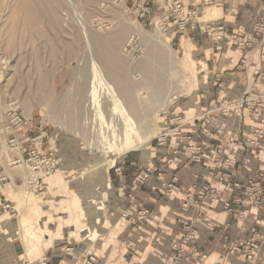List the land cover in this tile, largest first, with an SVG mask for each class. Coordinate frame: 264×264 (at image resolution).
Listing matches in <instances>:
<instances>
[{
	"label": "rangeland",
	"instance_id": "obj_1",
	"mask_svg": "<svg viewBox=\"0 0 264 264\" xmlns=\"http://www.w3.org/2000/svg\"><path fill=\"white\" fill-rule=\"evenodd\" d=\"M164 1L166 0H160L158 4L145 2L144 6L140 8L139 5L134 7L132 4L125 3V0H99L96 1V5L99 8L96 6L97 8L89 10L91 8L88 9L86 6L87 2H83V4L81 0H60L58 7L63 8H57L56 10L57 14H59L58 19H60L57 26L54 25L52 20L37 23L31 26L32 29L19 26L15 37L17 47L14 55H0V191L3 194L0 200V215L3 216L0 218V264H28L41 256V252H38L36 256L29 255L32 249L31 245L35 241L26 232V226H23L22 220H29L33 226L30 230L38 235L35 229V227H39V211L37 210L36 212L39 194V191H37L38 182L54 173L45 175L43 173L44 170L34 169V167L40 165L35 163L38 160L37 158L30 157L31 142L29 139L32 137L28 139L29 146L26 150L29 151L28 153L25 152L26 155L21 153V150L25 148H20L18 145L16 147L9 145L8 139L12 135L3 128L2 121L4 118V107L11 99L17 101L23 116L32 114L34 118L41 120L42 125L36 124L35 126L31 119L24 116L30 121V127L26 131H30L34 127L38 128L39 133L33 137H41V145L40 147L37 146L39 153L41 155H49L51 153L58 166L60 163L64 166L66 164L65 172L61 174L60 178L64 181L72 178L75 184V193H73V198L67 203V208L75 210L79 207L77 215L81 216L75 218V220L71 219V223L80 220L79 222L83 223L84 227L78 229V233L82 231L81 235L75 239L72 238L71 241L73 243L76 241L81 248H85L84 252L89 254L88 258L93 257L94 261L91 264H99L100 260L102 261L105 244L111 247L117 245L116 233L113 231L115 223L113 227L109 224L108 216H110V211L107 209L108 200L112 193L109 180L111 167L127 155L145 157V162L147 158L154 156L155 152H157L155 155L160 153L159 150L152 149V147L156 146L155 138L165 130L166 125H168V118L174 116L175 111H180L179 106L194 96L193 91L199 85V72L206 69V63H210L208 55H200L199 51L184 55L178 53L177 49L171 46L170 41L169 49L162 46L161 48L157 47L165 39H170L169 33H162L161 30L165 24L170 22L168 20L170 16L175 17V13L170 12L169 6L166 7L167 5ZM145 7L147 8L146 11H144ZM14 10H16L15 0H0V50L2 51L6 46L5 32L11 24V18L15 13ZM80 21H84L83 23L86 24L90 35H93L94 38L100 37L99 40L102 42L103 50H107V54L111 55L112 58L108 57L109 54L106 55L105 62L118 72L123 70L129 80L136 82L134 77L138 75L137 73L143 76L141 71L144 72L143 66L147 65L149 68L152 66L153 70L157 69L156 71H158L159 69L165 73L164 76L167 82L165 81L163 92L157 93L148 102V110L151 111L146 116V120H148L146 124L142 121V125L137 128L130 118H124L123 116L120 118L119 110L114 106L113 100H111L112 95L108 92V86L102 80L107 73L103 68L100 70V61L97 60L95 55H78L72 59L61 58L59 63L54 66L50 63L52 61L50 57L43 54L47 46L46 40L41 36L43 32L61 37L68 29L79 30ZM31 30L37 33L36 38L33 40L30 38ZM39 49L42 53L39 52ZM20 50L26 55H18ZM157 57L162 60H158ZM156 59L158 63H156ZM4 61L6 62L5 64L3 63ZM115 64L117 65L116 68ZM83 68L85 70H82ZM16 69L20 71L21 77L26 82V86L22 88L19 92L20 94L14 93L12 89ZM44 69L47 71L44 72ZM130 73L133 74V77ZM41 80L42 83H40ZM83 80L87 81L84 82ZM138 86L140 92L149 90L146 86H143V82H140ZM77 92H81L80 95ZM89 95L91 96L90 98ZM106 98L108 99V107L106 108L107 112H104L98 107L97 101L98 99L102 101ZM91 103H94L96 107L91 109L89 106V104L92 106ZM184 108L185 110L182 111L185 112L187 108L191 107L186 106ZM200 111V107H198L195 115L197 116ZM63 113L65 114L63 115ZM76 116L77 119L75 118ZM187 117L192 118L194 116L187 114ZM75 123H78V125L75 126ZM160 123L164 124L163 129L159 128ZM18 133H22V131ZM43 137L48 142H55L57 145V147L55 145L56 149L52 148L46 153L41 152V148L45 143V140L43 142ZM48 146L51 147L50 142ZM58 146H61L65 153L60 152ZM146 148L149 150V156H144L143 150ZM122 149H126V151ZM120 150L124 153H120ZM118 152L120 153L119 155ZM74 154L76 155V160L69 157ZM111 155H116V159L112 164L109 163ZM16 157L21 162L13 164V159H16ZM85 165L87 166L84 167ZM75 167H84L87 172L85 177H80ZM93 173L98 174L100 180H102L101 187L93 183L91 176ZM36 178L38 180L30 185ZM119 227H123L122 224L117 226L116 229H119ZM42 236V241L45 242L44 233H42ZM71 253L73 254V252ZM112 256L113 254H110L111 258ZM73 257H75L73 264H78L79 255L73 254ZM139 258L140 256H138Z\"/></svg>",
	"mask_w": 264,
	"mask_h": 264
},
{
	"label": "crops",
	"instance_id": "obj_2",
	"mask_svg": "<svg viewBox=\"0 0 264 264\" xmlns=\"http://www.w3.org/2000/svg\"><path fill=\"white\" fill-rule=\"evenodd\" d=\"M173 1H164L166 7L169 6L170 12H173ZM211 1L212 4L204 5L203 0H179L184 11H196L195 24L187 21L185 27L180 29L175 25V17L172 16L168 19L170 22L166 24L171 46L175 47L178 53L184 55L199 51L200 55H208L210 61L209 64L206 63V69L199 72V85L193 91L194 96L184 101L179 106L180 111H175V115L167 120L169 123L171 119L181 117L184 123L180 131L192 136L193 145L204 139L200 133L204 124L198 121L203 110L212 109L223 99L241 96L249 90L247 77L242 69V57L246 55L250 59V64L259 66L264 72V46L251 52L240 51L226 41L215 43L199 28V25L202 27L204 24L213 23L223 25L228 33L248 30L253 17L258 13H264V0ZM145 2L158 4L160 0H125V3L134 7ZM186 106H190L193 112H185L194 117H187L182 111ZM198 107L201 111L196 116ZM25 117L31 119L35 126L42 125L41 120H37L32 114ZM252 124L251 115L244 112L241 139L248 135ZM38 133V128L34 127L30 131L15 134L18 146L28 148V139ZM43 138L44 142L45 137ZM49 142L51 147L48 146ZM49 142L45 140V147L42 146L41 152L46 153L52 148L56 149L55 142ZM58 147L60 152L65 153L61 146ZM213 147L220 152L222 149L227 150L225 140L222 138L217 139ZM158 150L160 153L147 158L145 162L142 156L127 155L111 167L109 180L112 193L107 209L110 211L109 224L113 227L115 223L113 231L116 233L117 245L114 247L104 245V256L99 264H163L167 256L172 253V239H175L185 250V257L179 264H248L244 255H228L226 250L229 244L239 240L264 241V218L258 216L261 210L248 211L239 204H233V213L243 214L240 220L235 218L233 213L210 203L205 207L209 212V227L206 228L205 223H200L195 241L191 244L185 243L182 240L184 227L189 223V218L193 221L197 218L198 209L193 207L188 213H182L179 206L187 196L194 200L198 198L197 188L202 186L201 171L205 170L206 165L183 159L175 162L172 149L168 145ZM242 153V147L236 146L231 150L228 158L237 160ZM69 157L76 160L75 154ZM66 167V164L64 166L60 163L52 174L54 176L51 175L38 182L36 212L39 211V226L44 231V239L50 240V243L37 260L28 264H73L75 261L73 254L79 255L78 264H87L89 254L84 252L85 248H81L76 241L74 243L71 241L72 238L80 236L77 232L84 227V224H81L80 220L71 223V219L75 220L81 215H77L79 207L75 210L67 208V203L75 193V184L72 178L67 181L60 178ZM257 167H264V155L257 150L246 149L242 160L233 167V175H239L235 180L242 182L245 178L255 179ZM145 169L152 171L149 179L144 185L133 187L134 178ZM173 178H176L178 187L174 200L164 195L165 187L173 185ZM1 196L3 194L0 191V200ZM131 197L134 199L131 200ZM224 198L227 201L234 199L227 193L224 194ZM134 204L149 209L150 215L135 224L128 223L126 218L122 222L123 227L116 229V222L121 215L134 217L139 211ZM196 253L203 258L193 257ZM110 254H113L112 258ZM253 264H264V242Z\"/></svg>",
	"mask_w": 264,
	"mask_h": 264
},
{
	"label": "built area",
	"instance_id": "obj_3",
	"mask_svg": "<svg viewBox=\"0 0 264 264\" xmlns=\"http://www.w3.org/2000/svg\"><path fill=\"white\" fill-rule=\"evenodd\" d=\"M203 4L210 5L212 1L203 0ZM143 6L144 3L139 5L140 8ZM173 8L175 13L174 22L178 28H184L187 21L195 24L196 11H184L179 0L173 1ZM146 10L145 7L144 11ZM199 28L209 35L215 43L226 41L240 51L251 52L264 46V13H258L253 17L248 30H235L228 33L223 25L213 23L204 24L202 27L199 25ZM161 32H168L166 24ZM249 60L246 55L241 59L249 90L241 96L223 99L216 107L205 109L200 113L198 121L204 124L200 129V133L204 137L201 142L193 145L192 136L183 134L180 131V127L184 123L181 117L171 119L165 127L167 131L164 130L155 138L156 146L152 149L158 150L165 145L170 146L175 162L183 159L206 165L205 170L201 171L202 186L197 188L198 198L194 200L192 197L187 196L179 206L182 213H188L189 209L193 207L198 209L196 211L197 218L194 221L189 218V223L184 227L182 240L187 244L195 241L200 223H205L206 228L209 227V212L205 207L210 203L220 206L229 213H233V204H239L248 211L260 209L261 212L258 213V216L264 218V167L255 168L257 174L255 179L245 178L242 182H237L235 177L239 175H233V167L242 160L246 149H254L264 155V72L259 66L250 64ZM244 112L251 115L253 124L249 127L248 135L241 139ZM2 122L3 128L12 135L8 139L9 145L16 147L18 141L15 134L20 131L24 132L30 127L29 119L21 114V108L16 100L11 99L7 102L4 107ZM219 138L225 140L226 151L222 149L220 152L213 147V144ZM29 140L31 142V149L28 150L30 157L37 158L38 160L35 163L40 165L34 167V169L44 170L45 175H51L59 167L53 155L51 153L49 155L39 153L37 146L40 147L42 142L40 136L32 137ZM236 146L242 147L243 153L240 158L233 161L228 156ZM28 151L26 148L23 149V153H28ZM223 158L224 160H222ZM151 173L152 171L148 169L141 170L134 178L133 187L144 185ZM37 180L38 178L30 185ZM172 183L173 185L170 184L165 187L164 195L174 200L178 190L176 178H173ZM225 193L233 196L234 199L227 201L224 198ZM130 199L134 198L131 197ZM134 206L139 208L136 215L134 217L121 215L116 222V227L120 224L123 226L122 222L126 218L128 223L135 224L145 220L150 215L149 209L142 208L140 204H134ZM233 216L242 220L243 214L233 213ZM263 242L258 239L239 240L234 244H229L226 251L228 255H244L247 263L253 264L263 246ZM171 247L172 253L167 256L163 264H179L185 257L184 248L175 239L171 240ZM196 256L203 258L197 253L193 257ZM93 261V257H89L87 264H91Z\"/></svg>",
	"mask_w": 264,
	"mask_h": 264
},
{
	"label": "bare ground",
	"instance_id": "obj_4",
	"mask_svg": "<svg viewBox=\"0 0 264 264\" xmlns=\"http://www.w3.org/2000/svg\"><path fill=\"white\" fill-rule=\"evenodd\" d=\"M99 0H81V2H87L86 6L91 9H95L98 6L96 5L97 2ZM60 2V0H15V13L13 15V17L11 18V24L8 27V29L5 32V38H6V46L5 48L2 50H0V55H14L15 51H16V44H15V37L17 35V28L20 26H25V27H29V29L31 28V26L37 24V23H44L46 20H52V22L54 23L55 26H57L59 24V20L58 19V15L56 10L57 8H63V7H58V3ZM64 3V1H63ZM71 3V2H70ZM102 3V2H101ZM84 4V3H83ZM99 5V4H98ZM61 6V5H60ZM97 6V7H96ZM101 6V5H100ZM11 7V6H10ZM99 8V7H98ZM14 9V7H13ZM85 9V8H84ZM114 10V9H113ZM59 11V10H58ZM61 11V10H60ZM95 11V10H94ZM94 11H92L94 13ZM97 11V10H96ZM115 11V10H114ZM12 12V11H11ZM91 12V11H90ZM60 13V12H58ZM89 13V12H88ZM96 13V12H95ZM112 13V12H111ZM117 13V12H116ZM92 14V13H91ZM99 14V13H98ZM12 16V15H11ZM79 18V17H78ZM62 19V18H61ZM97 19V18H96ZM81 20V19H80ZM85 20V19H84ZM109 20V19H108ZM5 21V20H4ZM44 21V22H43ZM62 21V20H61ZM84 22V21H83ZM82 21L79 22V30H74V29H68V31H65V33L61 36V37H57L56 35L50 34V33H46L43 32L41 36L44 37V39L46 40V50L44 51L46 54L50 57V59L52 60L50 63H52L54 66L57 65L59 63V60L61 58H76L78 55H95V57L97 58V60L100 61V70H105L106 71V77L103 76L102 80L103 82L108 86V92H110L112 95V99L114 106L119 110V116L120 118H122V116L128 117L130 118L131 122H133V124L139 128V126H141V122L143 121L144 124H146V122H148V120H146V116L150 113L151 110H148L149 105L148 102L149 100H151V98H154L155 95L158 93L163 92V88H164V84L166 81L165 78V73H163L162 71H160L158 69V71L153 70L151 67V69L147 66H143V71H141V73H143V76H140L139 73L140 71H137L135 73H137L138 75H136L134 77V80L136 82H133L131 80L128 79V77H126L125 72L122 70L120 72L116 71L114 68V70L110 67V64H108L107 62H105V59L107 58L106 55L107 54V50H103L102 48V42L99 40V38H94L93 35H90L88 33V28L86 27V24L83 23ZM99 25V24H98ZM45 26V25H44ZM74 28V27H73ZM32 29V28H31ZM58 31V30H57ZM92 31V30H91ZM95 32V31H94ZM29 34V33H28ZM36 32H34L33 30L30 31V38L33 40L36 38ZM96 34V33H95ZM100 34V33H99ZM102 35V34H100ZM104 36V35H102ZM118 37V36H116ZM113 38V37H112ZM102 40V39H101ZM120 40V38H119ZM103 41V40H102ZM113 41V39H112ZM116 41H118L116 39ZM33 42V41H32ZM42 42V41H41ZM107 42V40H106ZM105 42V43H106ZM44 43V42H43ZM119 43V42H118ZM129 43V41H128ZM112 44V42H111ZM116 44V42H115ZM114 44V45H115ZM39 45V44H38ZM118 45V44H117ZM106 46V45H105ZM110 46V45H109ZM155 46V45H154ZM164 47L166 49H169L170 45H169V40L165 39L163 41V43L161 45H157L158 48ZM39 47V46H38ZM45 48V47H44ZM43 48V49H44ZM108 48V47H107ZM114 48V46H113ZM116 48V46H115ZM111 49V48H110ZM109 49V51H111ZM117 49V48H116ZM40 50V49H39ZM115 50V49H113ZM154 51V50H153ZM40 53L41 50L39 51ZM160 52V51H159ZM18 53V52H17ZM37 53V52H36ZM28 54V53H27ZM158 54V53H157ZM160 54V53H159ZM18 55H26V53H23L22 50H20ZM29 55V54H28ZM34 55V54H33ZM42 55V54H41ZM114 56V55H113ZM158 56V55H157ZM108 57H111V55L109 54ZM187 57V55H186ZM79 58V57H78ZM83 58V57H82ZM112 58V57H111ZM109 58V59H111ZM156 58V57H154ZM158 58V57H157ZM160 58V57H159ZM158 60H162L159 59ZM70 59V60H71ZM117 59H118V54H117ZM150 59V58H149ZM153 59V57H152ZM66 60V59H65ZM108 60V59H107ZM114 60V59H111ZM148 60V59H147ZM122 61V60H121ZM154 61V60H153ZM157 61V59H156ZM118 62V61H116ZM4 64L6 63L5 61L3 62ZM84 63V61H83ZM86 63H88L86 61ZM110 63V62H109ZM122 63V62H120ZM119 63V64H120ZM145 64V62H143ZM148 63V62H147ZM152 63V62H151ZM158 63V61L156 62ZM154 63V64H156ZM161 63V62H160ZM142 64V63H141ZM141 64H137V65H141ZM152 64V65H154ZM82 65V64H81ZM113 65V62H112ZM123 65V64H122ZM121 65V66H122ZM136 65V66H137ZM151 65V64H150ZM164 65V64H163ZM85 66V65H82ZM90 66V65H87ZM116 64H115V68H116ZM38 67V66H37ZM163 67V66H162ZM40 68V67H39ZM55 68V67H54ZM118 68V67H117ZM165 68V67H164ZM49 69V68H48ZM88 69V68H87ZM135 69V68H134ZM162 69V68H161ZM38 70V69H37ZM50 70V69H49ZM82 70H85L84 68ZM81 70V72H82ZM120 70V69H119ZM44 72L47 71L46 69L43 70ZM129 71V70H128ZM136 71V70H135ZM87 72V71H86ZM91 72V70H90ZM130 72V71H129ZM88 73V72H87ZM92 73V72H91ZM103 73L105 74V72L103 71ZM128 73V72H127ZM132 73V72H131ZM130 73V74H131ZM41 74V73H40ZM80 74V73H79ZM89 74V73H88ZM87 74V75H88ZM44 75V74H43ZM78 75V74H77ZM81 75V74H80ZM83 75V74H82ZM86 75V74H85ZM133 77V74H131ZM87 77V76H86ZM131 77V78H132ZM90 78V77H89ZM77 79V78H76ZM92 79V78H91ZM142 79V80H141ZM6 80V79H5ZM44 80V79H42ZM42 80L40 81V83H42ZM4 81V80H3ZM76 81V80H75ZM84 81V80H83ZM87 81V80H86ZM84 81V82H86ZM143 82V86L147 87L149 90L145 91V92H140L139 90V83ZM167 82V81H166ZM13 84V91L14 93L18 94L23 87L26 86V82L23 79V77H21V73L19 70L16 69L15 71V77H14V81L12 82ZM76 83V82H75ZM78 83V82H77ZM48 84V83H47ZM76 85V84H75ZM41 86V85H40ZM48 86V85H47ZM87 86V85H86ZM84 86V87H86ZM42 87V86H41ZM77 87V85H76ZM79 87V86H78ZM43 88V87H42ZM80 88V87H79ZM89 88V87H87ZM4 89V88H3ZM41 89V88H40ZM73 89V88H72ZM76 89V88H75ZM85 89V88H83ZM91 89V88H90ZM104 89V88H103ZM5 90V89H4ZM43 90V89H42ZM69 90V89H68ZM78 90V89H77ZM145 90V89H144ZM81 91V90H80ZM83 91V90H82ZM87 92V91H86ZM45 93V91H44ZM48 93V92H47ZM50 93V91H49ZM78 93V92H77ZM81 93V92H80ZM80 93H78V95H80ZM20 94V93H19ZM90 94V93H89ZM69 95V94H68ZM77 95V96H78ZM91 95V94H90ZM89 95V98L91 97ZM70 96V95H69ZM67 96V97H69ZM88 96V95H87ZM80 97V96H79ZM77 97V98H79ZM38 98V97H37ZM72 98V97H71ZM76 98V99H77ZM88 98V100H89ZM102 98V97H101ZM43 99V98H42ZM51 99V98H50ZM85 99V98H84ZM87 99V98H86ZM35 100V99H34ZM49 100V99H48ZM87 100V101H88ZM50 101V100H49ZM71 101V100H69ZM68 101V102H69ZM74 101V100H73ZM84 101V100H83ZM40 103V101H38ZM72 102V101H71ZM108 99H104L102 101H100V99H98L97 101V105L99 108L102 109V111L107 112V107H108ZM62 103V102H61ZM67 103V102H66ZM79 103V102H77ZM42 104V103H41ZM53 104V103H52ZM80 104V103H79ZM92 106L89 104V106L91 107V109L93 107H96L94 103H91ZM56 105V104H55ZM62 105V104H60ZM66 106V105H64ZM70 106V105H69ZM79 106V105H78ZM84 107V106H83ZM82 107V108H83ZM194 108V107H193ZM55 109V108H54ZM70 109V107H69ZM76 109V108H75ZM161 109V108H160ZM167 109V107H166ZM164 108V110H166ZM186 111L187 113L193 112V109H189ZM83 110V109H82ZM76 111V110H75ZM111 111V110H110ZM78 113V112H77ZM155 113V112H154ZM65 113H63L64 115ZM76 114V113H75ZM78 115V114H77ZM84 115V114H83ZM153 115V113H152ZM79 116V115H78ZM85 116V115H84ZM117 117V115H116ZM154 117H156L154 115ZM77 119V116L75 117ZM79 119V118H78ZM81 119V118H80ZM111 119V118H110ZM87 123V122H86ZM140 123V124H137ZM80 124V123H79ZM78 123H75V126H77ZM160 129H163L162 127L164 126V124L160 123ZM156 127V126H155ZM85 129V128H84ZM159 129V130H160ZM161 131V130H160ZM164 131V130H163ZM84 132V131H83ZM80 134V132H79ZM142 140V139H140ZM139 140V141H140ZM144 141V140H142ZM145 142V141H144ZM138 144V143H137ZM142 144V143H140ZM137 146V145H134ZM139 147V146H137ZM136 148V147H134ZM133 149V147H132ZM123 150V149H122ZM131 150V148H130ZM123 151H126L123 150ZM123 151H119L120 153ZM149 150H147V148L145 150H143L144 156H149ZM118 152V155L120 154ZM117 153V152H116ZM124 153V152H123ZM19 158V157H18ZM116 159V155H111L110 159H109V163H113L114 160ZM145 159V157L143 158ZM14 160V161H13ZM13 164L15 163H20L21 160L20 159H13ZM87 165H85L84 167H86ZM101 166V165H100ZM84 167H75L79 173L80 177H85V174L87 173ZM88 171H92V170H88ZM35 176V174H34ZM92 180L93 183L99 187H101V181L98 174L93 173L92 175ZM31 211V210H30ZM30 215V214H29ZM32 216V215H31ZM3 216L0 215V218H2ZM22 224L23 226H26V232L28 233V235L33 239L34 244L31 245L32 249L30 250V254L36 256L38 252H43L47 246L49 245L50 241L44 240L45 242L42 241V233H44V231L41 229V227H35V229L37 230L38 235H36L35 233H33L30 228H32V224L29 222V220L23 219L22 220ZM30 225V226H29ZM38 226V224H37ZM78 233V232H77ZM82 231L80 233H78L77 235H81ZM33 243V242H32Z\"/></svg>",
	"mask_w": 264,
	"mask_h": 264
}]
</instances>
